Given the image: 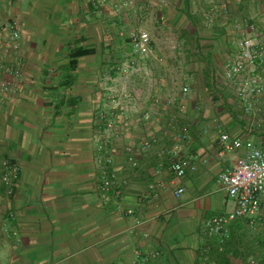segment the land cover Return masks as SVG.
Listing matches in <instances>:
<instances>
[{
  "label": "crops",
  "instance_id": "1",
  "mask_svg": "<svg viewBox=\"0 0 264 264\" xmlns=\"http://www.w3.org/2000/svg\"><path fill=\"white\" fill-rule=\"evenodd\" d=\"M251 26L264 31V0H0V81L15 58L22 72L0 97V264H264V197L222 241L205 226L232 210L218 175L243 155L220 134L264 149V89L246 111L224 75ZM78 49L93 53L70 67ZM102 112L120 126L119 196L100 189ZM178 159L194 167L181 178ZM3 160L19 168L10 195Z\"/></svg>",
  "mask_w": 264,
  "mask_h": 264
},
{
  "label": "built area",
  "instance_id": "2",
  "mask_svg": "<svg viewBox=\"0 0 264 264\" xmlns=\"http://www.w3.org/2000/svg\"><path fill=\"white\" fill-rule=\"evenodd\" d=\"M250 32L243 36L238 42L237 55L232 60L226 62L224 75L230 80H238L236 95L240 100H250L253 93L264 89V31L258 30L253 26L249 27ZM19 34L12 30L9 38L16 40ZM130 41L136 51L147 54L150 51V37L147 32L136 30L129 34ZM246 64H252L253 68L260 71L239 79L244 72ZM10 73V79L0 81V97L13 93L16 83L21 78V65L18 58L14 59L13 64L5 67ZM187 92V88H182V94ZM110 101L116 104L114 96H110ZM252 103L246 102V111L252 110ZM103 121L102 136L104 142H99L97 150L98 168L101 174L100 189L104 194L120 195V168L115 164V158L111 148V143L120 138V126L113 118L106 116L105 112L100 113ZM177 138L186 141L189 139L188 127L180 126ZM110 142V145H108ZM219 142L222 149L226 152L243 149V155L236 158L231 168L225 169L218 175V182L225 188L228 197L233 201V208L224 215L215 216L209 219L205 226L209 235L216 236L219 240H224L229 235V226L233 220L240 217H249L257 213L260 200L264 197V149L254 145L250 141L229 140L227 134H220ZM148 143L145 142L146 146ZM108 145V146H107ZM126 161L131 167L136 166L133 157L134 148L127 144L124 146ZM115 161V162H114ZM170 170L178 178L185 175L186 170L194 167L188 159L172 160L169 165ZM3 174L2 182L7 187V194L12 193L13 182L18 174V166L7 160L2 162ZM183 189L179 188L175 192L178 197ZM253 225V220L248 221ZM251 263H254L252 261Z\"/></svg>",
  "mask_w": 264,
  "mask_h": 264
},
{
  "label": "trees",
  "instance_id": "3",
  "mask_svg": "<svg viewBox=\"0 0 264 264\" xmlns=\"http://www.w3.org/2000/svg\"><path fill=\"white\" fill-rule=\"evenodd\" d=\"M93 53L92 50L78 49L71 53L70 67H76V59L79 57H84L91 55Z\"/></svg>",
  "mask_w": 264,
  "mask_h": 264
}]
</instances>
